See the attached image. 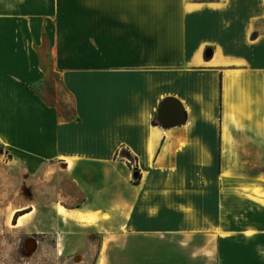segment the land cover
Returning <instances> with one entry per match:
<instances>
[{
	"label": "crops",
	"instance_id": "0c3cea01",
	"mask_svg": "<svg viewBox=\"0 0 264 264\" xmlns=\"http://www.w3.org/2000/svg\"><path fill=\"white\" fill-rule=\"evenodd\" d=\"M0 148L153 264H264V0H0Z\"/></svg>",
	"mask_w": 264,
	"mask_h": 264
},
{
	"label": "rangeland",
	"instance_id": "374dc122",
	"mask_svg": "<svg viewBox=\"0 0 264 264\" xmlns=\"http://www.w3.org/2000/svg\"><path fill=\"white\" fill-rule=\"evenodd\" d=\"M66 5L69 10L74 9L73 4ZM56 78L52 77L48 85L43 86L45 96L51 101L57 97L53 85ZM63 107L68 108V104ZM8 160L9 154L0 148V166L7 168L0 170V264H153V244L131 241L128 245L127 237L119 227L105 222L92 225L61 222L57 211L61 202L51 177L52 170L41 172L32 179L29 172L4 162ZM30 204L33 205L30 209L17 211ZM28 210L34 211L19 216ZM18 218L19 226L15 227L13 223ZM32 230L58 232L57 249L48 245L52 234L47 233L41 244V254L33 258L21 256L23 242ZM154 240L150 239L151 243ZM136 245L139 246L137 249L134 248ZM77 255L83 258L78 260Z\"/></svg>",
	"mask_w": 264,
	"mask_h": 264
},
{
	"label": "flooded vegetation",
	"instance_id": "af4514ba",
	"mask_svg": "<svg viewBox=\"0 0 264 264\" xmlns=\"http://www.w3.org/2000/svg\"><path fill=\"white\" fill-rule=\"evenodd\" d=\"M31 207H33V205H30V206H27V207H23V208L17 209V211H24V210L30 209ZM33 211L34 210H28V211L22 212V213L19 214V216H22V215H25V214H28V213H32ZM19 218L14 220L15 222L13 223V226H15V227H18L19 226ZM61 219L62 220H60V221L61 222H64V219L63 218H61ZM23 231L26 232V230H23ZM47 233H48L47 231H36V230H32L31 231V235L27 236L26 239L23 242L22 250H21V253H20L21 256H25L26 258H33L37 254H41L42 253V252L40 253L41 244H43V242H44L43 241V238L45 237V235ZM49 233H50V235L52 234V241L51 242H48V245L52 249H57V246H59V242H58L59 236H57V235L59 233L58 232L57 233L56 232H54V233L53 232H49ZM31 239H36L37 240V247L33 251H29L27 249L28 242ZM47 254H50V253H47ZM78 256L79 255H77L76 258ZM82 258H83V256H82Z\"/></svg>",
	"mask_w": 264,
	"mask_h": 264
},
{
	"label": "bare ground",
	"instance_id": "6f19581e",
	"mask_svg": "<svg viewBox=\"0 0 264 264\" xmlns=\"http://www.w3.org/2000/svg\"><path fill=\"white\" fill-rule=\"evenodd\" d=\"M57 211L59 213V216H61L63 219H66V220L81 218L82 220L91 222L94 219L93 216L90 213L86 212L85 210H74V211H71V210L66 209L62 205H60L57 208ZM36 247H37V240L36 239H31L28 242L27 249L29 251H33ZM81 258H82V256L79 255L76 259L81 260ZM101 264H103V262H101Z\"/></svg>",
	"mask_w": 264,
	"mask_h": 264
},
{
	"label": "water",
	"instance_id": "95a60500",
	"mask_svg": "<svg viewBox=\"0 0 264 264\" xmlns=\"http://www.w3.org/2000/svg\"><path fill=\"white\" fill-rule=\"evenodd\" d=\"M210 54H212V51H210ZM173 107L177 111V122H180V123L184 122L187 119V115L185 114V112L183 111V109L181 108V106L178 105V104H176V105H173Z\"/></svg>",
	"mask_w": 264,
	"mask_h": 264
},
{
	"label": "trees",
	"instance_id": "16d2710c",
	"mask_svg": "<svg viewBox=\"0 0 264 264\" xmlns=\"http://www.w3.org/2000/svg\"><path fill=\"white\" fill-rule=\"evenodd\" d=\"M256 35H257V33H254V34H253V37H256ZM121 153H123V155H126L127 157L131 158V155H130L126 150L122 151ZM131 159H132V158H131ZM141 176H142V175H141V172H140L139 168L136 167V168H135V182H136V183H138V182L140 181Z\"/></svg>",
	"mask_w": 264,
	"mask_h": 264
}]
</instances>
